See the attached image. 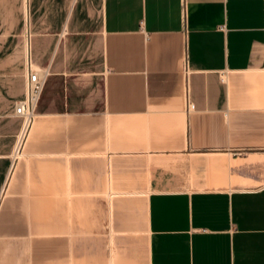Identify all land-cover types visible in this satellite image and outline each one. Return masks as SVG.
<instances>
[{
    "label": "crops",
    "instance_id": "crops-1",
    "mask_svg": "<svg viewBox=\"0 0 264 264\" xmlns=\"http://www.w3.org/2000/svg\"><path fill=\"white\" fill-rule=\"evenodd\" d=\"M0 264H264V0H0Z\"/></svg>",
    "mask_w": 264,
    "mask_h": 264
},
{
    "label": "built area",
    "instance_id": "built-area-1",
    "mask_svg": "<svg viewBox=\"0 0 264 264\" xmlns=\"http://www.w3.org/2000/svg\"><path fill=\"white\" fill-rule=\"evenodd\" d=\"M24 56V89L22 95L14 100L12 106V113L18 118V123L13 132L9 150V156L11 159L20 154L22 142L34 114L35 104L39 96L44 75L43 72H39L36 68L31 67L28 62L27 39H25L24 44ZM181 69L185 75L187 70L185 52L182 53Z\"/></svg>",
    "mask_w": 264,
    "mask_h": 264
}]
</instances>
